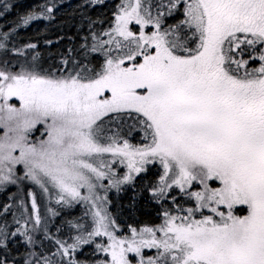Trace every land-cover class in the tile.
<instances>
[{
  "label": "snow or ice",
  "instance_id": "obj_1",
  "mask_svg": "<svg viewBox=\"0 0 264 264\" xmlns=\"http://www.w3.org/2000/svg\"><path fill=\"white\" fill-rule=\"evenodd\" d=\"M0 264H264V0H0Z\"/></svg>",
  "mask_w": 264,
  "mask_h": 264
},
{
  "label": "trees",
  "instance_id": "obj_2",
  "mask_svg": "<svg viewBox=\"0 0 264 264\" xmlns=\"http://www.w3.org/2000/svg\"><path fill=\"white\" fill-rule=\"evenodd\" d=\"M35 2H38V0H26V3H35ZM75 3H76V1L73 4H75Z\"/></svg>",
  "mask_w": 264,
  "mask_h": 264
},
{
  "label": "rangeland",
  "instance_id": "obj_3",
  "mask_svg": "<svg viewBox=\"0 0 264 264\" xmlns=\"http://www.w3.org/2000/svg\"><path fill=\"white\" fill-rule=\"evenodd\" d=\"M76 0H72V3H74Z\"/></svg>",
  "mask_w": 264,
  "mask_h": 264
}]
</instances>
